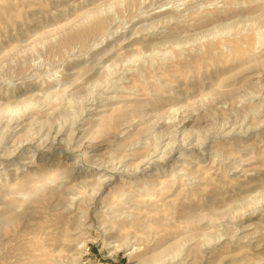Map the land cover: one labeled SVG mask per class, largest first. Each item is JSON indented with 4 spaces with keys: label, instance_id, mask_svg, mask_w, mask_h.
<instances>
[{
    "label": "rangeland",
    "instance_id": "1",
    "mask_svg": "<svg viewBox=\"0 0 264 264\" xmlns=\"http://www.w3.org/2000/svg\"><path fill=\"white\" fill-rule=\"evenodd\" d=\"M0 264H264V0H0Z\"/></svg>",
    "mask_w": 264,
    "mask_h": 264
},
{
    "label": "bare ground",
    "instance_id": "2",
    "mask_svg": "<svg viewBox=\"0 0 264 264\" xmlns=\"http://www.w3.org/2000/svg\"><path fill=\"white\" fill-rule=\"evenodd\" d=\"M235 5V4H234ZM237 5V4H236ZM86 33V32H85ZM79 36H83L82 35V32L80 33V35ZM244 38L243 39H240V38H238V39H240V40H236L235 39V42H233L234 43V47L236 48V50L238 51V52H242V50L244 51V52H246V50L249 52V50L253 47V45H252V40H253V38L252 37H250V32L249 33H247V35L246 36H243ZM80 38H82V37H80ZM242 38V37H241ZM261 38V37H260ZM233 46V45H232ZM233 47V48H234ZM234 48V49H235ZM247 52V53H248ZM232 53V52H231ZM240 53H239V55H240ZM242 54V56H243V53H241ZM33 78V77H32ZM2 158V157H1ZM124 172V171H123Z\"/></svg>",
    "mask_w": 264,
    "mask_h": 264
}]
</instances>
